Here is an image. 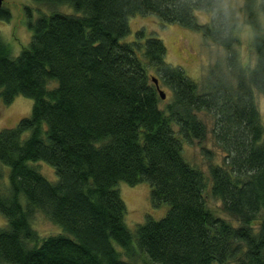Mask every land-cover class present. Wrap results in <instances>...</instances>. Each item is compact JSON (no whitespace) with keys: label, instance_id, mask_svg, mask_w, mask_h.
I'll return each instance as SVG.
<instances>
[{"label":"trees","instance_id":"obj_1","mask_svg":"<svg viewBox=\"0 0 264 264\" xmlns=\"http://www.w3.org/2000/svg\"><path fill=\"white\" fill-rule=\"evenodd\" d=\"M33 1L51 11L28 20V45L13 56L0 37V100H33L28 116L0 130V264H136L141 256L264 264V124L255 95H264V0H244L243 21L226 0ZM63 5L74 13L58 11ZM198 10L210 12L204 23ZM137 14L200 32L225 56L198 82L165 60L159 37L140 29L122 40ZM10 18L2 6L0 20ZM239 24L251 28L248 63ZM209 124L225 155L203 170L186 161L183 142L206 140ZM38 160L56 181L29 164ZM119 181H147L152 205L168 206L164 216L131 230ZM36 212L62 232L41 236L31 226Z\"/></svg>","mask_w":264,"mask_h":264},{"label":"rangeland","instance_id":"obj_2","mask_svg":"<svg viewBox=\"0 0 264 264\" xmlns=\"http://www.w3.org/2000/svg\"><path fill=\"white\" fill-rule=\"evenodd\" d=\"M244 0H226L223 6L230 5L240 21L244 20V14L241 11ZM3 6L10 10L11 18L9 21L0 20V37L6 42L13 56H17L22 47L28 45L31 39V31L27 26L28 20H34L40 11L50 13L51 10L46 6H41L33 0H4ZM58 11L74 13V9L68 5L58 6ZM199 22L204 23L209 19L210 12L198 10L195 12ZM260 21L264 27V17L260 15ZM238 31L240 38V54L244 62H251L254 59V53L251 45V28L245 24H239ZM129 34L122 40L132 41L136 37V32L143 29L145 36L151 34L159 37L165 47V60L175 66H180L184 73L200 82L217 59H223L224 50L216 44L205 40L200 32L185 28L178 23L162 22L151 15H133L129 18ZM247 62V63H248ZM165 90V89H163ZM256 101L264 124V95L256 92ZM170 97V96H169ZM33 100L23 95H17L10 104H4L0 100V130L13 127L19 119L28 116L31 112ZM163 103H161V106ZM207 139L201 143L194 140L190 143L183 142V156L191 165L207 170L210 163H222L225 152L217 145L210 131ZM185 146V147H184ZM202 146V148H201ZM187 154L185 156V149ZM206 150H205V149ZM189 158V159H188ZM193 162H191V161ZM31 166L36 167L48 180L56 181L57 176L54 168L45 161H29ZM195 166V167H197ZM4 171V181L7 183L9 167L2 165ZM121 198L125 203L124 221L126 225L133 230L136 225L143 223L147 217L159 219L167 211L168 206L162 203L159 206H153L150 199V185L147 181H142L136 185H129L126 182L119 181L116 185ZM208 203L216 210H219L220 203L217 200L208 198ZM21 203L25 206V199L21 198ZM228 220H233L227 214L224 215ZM7 219L0 213V227L6 226ZM31 226L37 230L41 236L48 234H57L62 232L59 225L53 224L46 216L36 212L32 218ZM117 249L122 248L117 245ZM136 264H156L152 263L145 256H141L135 261Z\"/></svg>","mask_w":264,"mask_h":264},{"label":"water","instance_id":"obj_3","mask_svg":"<svg viewBox=\"0 0 264 264\" xmlns=\"http://www.w3.org/2000/svg\"><path fill=\"white\" fill-rule=\"evenodd\" d=\"M3 2H4V0H0V8L3 6ZM152 80L158 89V93H159L161 99H165L166 94H165L164 90L160 87L157 78L154 77V78H152Z\"/></svg>","mask_w":264,"mask_h":264}]
</instances>
